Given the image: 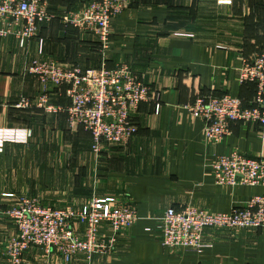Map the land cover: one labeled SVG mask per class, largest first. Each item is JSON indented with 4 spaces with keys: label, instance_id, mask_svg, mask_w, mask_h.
<instances>
[{
    "label": "crops",
    "instance_id": "0c3cea01",
    "mask_svg": "<svg viewBox=\"0 0 264 264\" xmlns=\"http://www.w3.org/2000/svg\"><path fill=\"white\" fill-rule=\"evenodd\" d=\"M53 19L20 42L0 37V264L6 240L17 232L2 211L26 194L45 205L81 206L93 196H126L137 219L117 239L111 254L92 264H264V228L205 229L200 251L163 246L158 218L168 206L194 205L227 212L262 191L260 186L216 184L215 155L237 150L264 156V140L251 124L234 123L224 139L208 145L203 120L185 108L198 94L229 93L245 102L254 85L239 83L243 59L264 50V0H130L110 22L108 43L61 17L91 0H44ZM33 60L80 68L127 64L150 88L151 98L131 112L137 132L125 146L92 152L91 138L71 125L65 112L19 106L43 92L28 72ZM66 86L45 87L50 102L67 106ZM158 108V109H157ZM12 130L29 136L5 138ZM25 130V131H24ZM80 232L83 224L74 221ZM100 233L109 234L107 226ZM21 264H84L40 247L24 252Z\"/></svg>",
    "mask_w": 264,
    "mask_h": 264
},
{
    "label": "built area",
    "instance_id": "2783aa9c",
    "mask_svg": "<svg viewBox=\"0 0 264 264\" xmlns=\"http://www.w3.org/2000/svg\"><path fill=\"white\" fill-rule=\"evenodd\" d=\"M128 3L129 0H91L77 11L62 16L61 21L93 34L104 48L111 19ZM53 17L44 0H0V37L12 35L22 42L35 36L40 26ZM28 72L39 78L44 90L33 99H22L19 106L65 112L71 125H80L89 133L92 152L97 157L111 146L121 147L129 142L138 130L130 121L131 112L140 102L151 98L149 86L123 63L113 68L101 64L98 68L82 69L54 60H33ZM239 83L254 85V94L247 102L229 93L198 94L185 106L191 115L203 120L206 144L213 146L221 142L237 122L255 126L264 140V50L243 59ZM48 85L66 86L69 104L64 107L51 103L45 92ZM18 131L12 130L4 136L25 140L30 134L24 130L22 138ZM210 167L216 184L260 186L262 191L227 212L188 204L166 207L157 224L163 246L200 251L208 245L203 241L207 228H264V156L249 157L232 150L215 155ZM2 213L17 228L16 234L3 246L6 264H21L24 252L32 247H40L48 255L57 253L66 261L80 255L84 264H92L95 254H111L120 234L137 219L134 202L118 195L93 196L77 209L67 204L45 205L34 197L18 195ZM74 221L83 224L80 232ZM101 226H107L109 234H101Z\"/></svg>",
    "mask_w": 264,
    "mask_h": 264
},
{
    "label": "rangeland",
    "instance_id": "374dc122",
    "mask_svg": "<svg viewBox=\"0 0 264 264\" xmlns=\"http://www.w3.org/2000/svg\"><path fill=\"white\" fill-rule=\"evenodd\" d=\"M129 2H130V0H129ZM128 4H129V3H128ZM128 4H127V5H128ZM109 29H110V28H109ZM55 88H60V87H55ZM130 121H131L134 125H136V123H135V122L133 121V119H132V114H131V117H130ZM79 126H80V125H79ZM136 126H137V125H136ZM81 128H82V126H81ZM83 130H84V129H83ZM86 132H87V131H86ZM22 195H23V196H28V195H26V194H22ZM28 197H31V196H28ZM87 201H89V200H87ZM87 201H86V202H87ZM67 205H71V206H73L75 209L79 208V206H78L76 203H75V204H74V203H70V204H67ZM50 206H54V205H50ZM61 206H64V205H61ZM56 207H57V206H56ZM6 208H7V207H6ZM6 208H5V209H6ZM5 209H4V210H5ZM82 228H83V227H82ZM127 228H129V227H127ZM127 228H125V229H127ZM125 229H124V230H125ZM124 230H123V231H124Z\"/></svg>",
    "mask_w": 264,
    "mask_h": 264
}]
</instances>
